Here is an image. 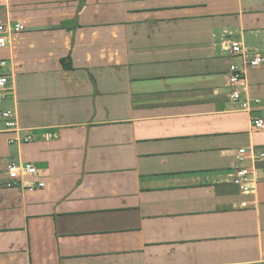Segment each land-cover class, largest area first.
I'll use <instances>...</instances> for the list:
<instances>
[{"label":"crops","instance_id":"crops-1","mask_svg":"<svg viewBox=\"0 0 264 264\" xmlns=\"http://www.w3.org/2000/svg\"><path fill=\"white\" fill-rule=\"evenodd\" d=\"M0 23L26 27L0 48V264H264V162L232 183L264 151V65L251 111L228 85L264 0H0Z\"/></svg>","mask_w":264,"mask_h":264},{"label":"built area","instance_id":"built-area-1","mask_svg":"<svg viewBox=\"0 0 264 264\" xmlns=\"http://www.w3.org/2000/svg\"><path fill=\"white\" fill-rule=\"evenodd\" d=\"M26 30V27L21 23L15 25H7L0 23V48H5L8 44V36L22 33ZM231 54L233 57L243 58V65L232 64L230 67V73L228 75V85L232 89L231 100L239 104L241 111H251V103L245 96L243 89L244 82L246 80V72L248 69H257L264 65V57L260 54L254 53L251 50L245 49L238 42H229ZM7 66V62L0 60V68ZM9 78L8 76H0V101L4 98V94L9 90ZM5 120V125L8 131H18V126L15 120V112L6 111L2 116ZM253 128L257 132L264 131V120L260 118L253 119ZM30 140V138L28 139ZM238 158L242 163V166L235 169L232 174V183L239 186L243 193L254 192L258 183L256 176L259 168L256 164L258 162H264V151L261 153L249 152L246 149H240L238 152ZM246 161L250 162V165H244ZM244 163V164H243ZM264 173V168L261 169ZM9 180L7 187H15L22 177H35L38 174L36 167L33 165L26 166H11L8 171ZM44 183H39V187L43 188Z\"/></svg>","mask_w":264,"mask_h":264}]
</instances>
